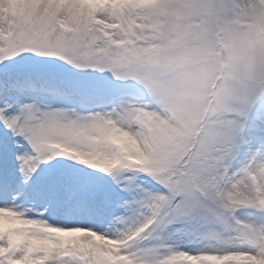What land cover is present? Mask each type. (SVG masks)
Here are the masks:
<instances>
[{
	"label": "snow or ice",
	"instance_id": "snow-or-ice-1",
	"mask_svg": "<svg viewBox=\"0 0 264 264\" xmlns=\"http://www.w3.org/2000/svg\"><path fill=\"white\" fill-rule=\"evenodd\" d=\"M261 164L264 0H0V264H264Z\"/></svg>",
	"mask_w": 264,
	"mask_h": 264
},
{
	"label": "clouds",
	"instance_id": "clouds-1",
	"mask_svg": "<svg viewBox=\"0 0 264 264\" xmlns=\"http://www.w3.org/2000/svg\"><path fill=\"white\" fill-rule=\"evenodd\" d=\"M260 168L262 170H264V164H261ZM251 177L253 182L258 178L255 174L253 173H248L247 175H237L236 178L232 181V183L229 185V187L227 189H225V195L226 196H231L232 193V189H236L238 191H243L244 187H246V182L248 180V178ZM234 226L238 227V228H243L246 226V222L236 219L234 221Z\"/></svg>",
	"mask_w": 264,
	"mask_h": 264
}]
</instances>
